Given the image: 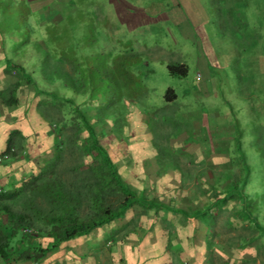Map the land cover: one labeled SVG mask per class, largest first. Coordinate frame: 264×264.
<instances>
[{
    "label": "rangeland",
    "instance_id": "374dc122",
    "mask_svg": "<svg viewBox=\"0 0 264 264\" xmlns=\"http://www.w3.org/2000/svg\"><path fill=\"white\" fill-rule=\"evenodd\" d=\"M120 1L129 6L131 17L141 18L136 13L147 9L144 23L128 29L107 0H73L70 23L58 26V32L71 28L69 53L83 70L75 82L84 92L79 104L120 180L140 198L199 208L194 197L182 200L184 191L197 193L193 177L217 176L213 167L230 165L232 138L240 133L250 169L246 192L264 210V0H241L246 6L233 8L235 18L226 16L219 0ZM0 2L3 19L11 20L22 41V12L28 4ZM151 7L157 8L154 13ZM81 20L88 25L84 37L77 26ZM8 30L0 24V31ZM168 63L185 65L186 76L170 75ZM167 88L174 90L175 100L164 99ZM63 90L78 104L74 87ZM79 129L64 130L65 138H76ZM76 159V153H66L61 168ZM187 180L194 181L184 186ZM224 219L215 239L224 248H211V264H264V250L256 253L264 238L237 250L229 242L248 232L240 224L224 228ZM195 234L200 242L203 234ZM201 249L202 264H209L208 252Z\"/></svg>",
    "mask_w": 264,
    "mask_h": 264
},
{
    "label": "crops",
    "instance_id": "0c3cea01",
    "mask_svg": "<svg viewBox=\"0 0 264 264\" xmlns=\"http://www.w3.org/2000/svg\"><path fill=\"white\" fill-rule=\"evenodd\" d=\"M12 1L28 6L25 4L22 12L26 18L23 21L26 38L21 41L11 20L3 19L0 2V24H7L9 29L7 33L0 31V193L19 187L31 173H36L39 162L51 155L53 132L37 107L42 99L47 98L42 91L69 98L63 89L75 88V82L83 73L80 63L69 53L74 42L71 28L65 27L64 31L58 32L60 24L70 23L73 0ZM107 2L115 18L122 20L128 29L144 23L147 9L142 10L144 13H136L141 14V19L129 16V6L120 0ZM153 7L149 10L151 13L157 9ZM122 11L126 13L122 15ZM121 16L127 17L126 20ZM77 26L84 37L87 22L81 20ZM45 53L50 70L59 66L67 75L66 82L57 77L48 81L41 73L35 74L39 67L42 70ZM81 93L77 91L78 104L82 102ZM13 130L19 131L23 139L17 140L20 144L16 149L22 148L16 157L11 158L3 153ZM182 196L184 201L193 196L198 199L187 191ZM181 209L190 212L195 208ZM4 225L5 218L0 215V231L8 236ZM197 231L206 233V226L198 219L134 206L122 217L84 235L66 240L56 238L58 235L39 236L31 243L36 251L29 259L19 255L26 248L25 244L14 239L11 245L19 250L6 259L0 258V264H202L205 259L201 257V248H205V243L204 237L200 242L196 238ZM197 242L198 249L195 247ZM196 250H199L198 254ZM205 263H208V256Z\"/></svg>",
    "mask_w": 264,
    "mask_h": 264
},
{
    "label": "trees",
    "instance_id": "16d2710c",
    "mask_svg": "<svg viewBox=\"0 0 264 264\" xmlns=\"http://www.w3.org/2000/svg\"><path fill=\"white\" fill-rule=\"evenodd\" d=\"M219 2L226 7L228 18H235L233 8L246 6L241 0ZM166 69L172 76L184 77L187 74V67L183 64L168 63ZM42 71L43 77L48 81L57 77L66 82L67 75L59 66L50 70L46 53L42 60ZM75 89L80 93L83 90L80 86ZM42 94L47 98L42 99L37 107L43 121L55 135L53 150L51 155L38 163L36 173H31L19 187L0 193V215L5 218L4 227L8 231V236L0 231V258L6 259L17 253L19 249L11 245L14 239L25 244L26 248L19 255L29 259L36 251L31 243L39 236L58 235L56 238L66 240L84 235L122 217L134 206L155 212L163 209L200 220L206 226L203 237L209 264L212 261L211 248H224V242L215 240L219 237L216 226L221 217H225L224 228L233 230L240 224L239 228L248 232L246 235H238L235 242H229L237 250H243L264 238V210L261 203L252 200L246 192L250 169L241 149L240 133L232 138L235 148L229 158L230 165L224 162L218 169L213 167V171L218 172L217 176L207 172L205 177H193L198 191H193L192 194L198 197L196 200L202 205L187 212L181 208L168 207L155 199L140 198L120 180L92 126L85 118L81 104H75L71 98L54 92L42 91ZM163 97L166 101H173L177 96L173 89L167 88ZM73 126L80 127V134L67 140L64 130ZM18 139H23L20 132L11 131L3 155L11 158L18 155L22 148L19 146L16 149L17 144H20L17 143ZM66 153H76L80 159L61 168ZM193 181L184 182L183 185ZM27 228L34 229L37 236L24 234L23 230ZM262 250L264 244L257 246L256 253Z\"/></svg>",
    "mask_w": 264,
    "mask_h": 264
},
{
    "label": "built area",
    "instance_id": "2783aa9c",
    "mask_svg": "<svg viewBox=\"0 0 264 264\" xmlns=\"http://www.w3.org/2000/svg\"><path fill=\"white\" fill-rule=\"evenodd\" d=\"M199 76H197L198 78ZM23 233L32 237H36L37 236V232L34 229L31 228H27L23 230Z\"/></svg>",
    "mask_w": 264,
    "mask_h": 264
}]
</instances>
